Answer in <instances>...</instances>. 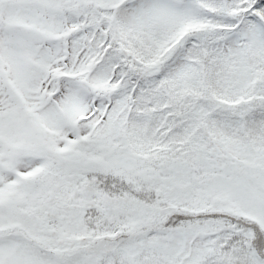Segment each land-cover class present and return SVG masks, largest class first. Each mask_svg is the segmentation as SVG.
I'll use <instances>...</instances> for the list:
<instances>
[{"label":"snow or ice","instance_id":"6c2138e0","mask_svg":"<svg viewBox=\"0 0 264 264\" xmlns=\"http://www.w3.org/2000/svg\"><path fill=\"white\" fill-rule=\"evenodd\" d=\"M0 264H264V0H0Z\"/></svg>","mask_w":264,"mask_h":264}]
</instances>
